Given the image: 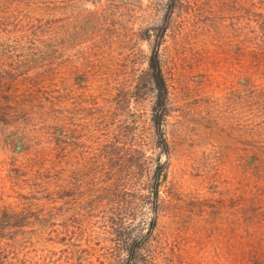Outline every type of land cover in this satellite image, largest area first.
<instances>
[{
    "label": "trees",
    "instance_id": "trees-1",
    "mask_svg": "<svg viewBox=\"0 0 264 264\" xmlns=\"http://www.w3.org/2000/svg\"><path fill=\"white\" fill-rule=\"evenodd\" d=\"M17 3L0 0V7ZM180 3L167 0L162 24L151 29L156 32L154 41L151 35L144 39L152 45L146 70L154 92L151 129L155 147L164 156L170 151L165 130L169 86L161 47ZM251 5L252 9L243 5L241 16V21L252 25L242 28L240 42L238 214L228 219L224 249L215 251L214 257L219 256L223 264H264V0H252ZM22 18L16 22L19 27ZM26 26L32 28L33 36L26 45L43 44L45 25L29 21ZM46 46L48 52L37 48L32 53L48 58L42 72L30 77L29 70H21L27 58L17 61L15 69L0 72V127L23 130L17 137L15 132L7 137L6 144L19 143L21 151H50L47 168L31 153L23 165L0 176V264H93L97 254L106 264H138L157 228L168 166L158 160L149 183H144L148 158L142 153V132L135 119L127 112L123 115L126 105L137 97L119 85L105 87L114 72V60L99 48L91 50L95 59L71 66L77 79L73 90L90 87L87 94L77 96L80 102L73 106L89 125L69 131L64 139L63 102L75 94L69 90L72 82L59 73L63 67L60 50L48 41ZM2 47L0 43V56ZM141 81L129 92L133 94ZM26 82L29 87L22 88ZM31 120L40 121L42 135L37 141L41 144L31 139L29 143L26 137ZM12 194L18 202L6 198ZM40 240L66 248L46 258L37 247Z\"/></svg>",
    "mask_w": 264,
    "mask_h": 264
},
{
    "label": "rangeland",
    "instance_id": "rangeland-1",
    "mask_svg": "<svg viewBox=\"0 0 264 264\" xmlns=\"http://www.w3.org/2000/svg\"><path fill=\"white\" fill-rule=\"evenodd\" d=\"M245 1L248 3L181 0L173 15L161 47L169 86L165 124L168 156L156 149L151 129L154 92L146 70L152 45L144 40L149 35L153 37L156 32L151 29L162 24L167 0H19L15 5L0 7V43L4 50L0 72L2 68L15 69V63L25 58L21 70H29L30 77L42 72L48 58L32 53L37 48L48 52L47 41L62 54L59 73L72 82L69 90L75 94L63 102L64 139L69 131L89 125L73 106L80 102L77 96L87 94L90 87L73 90L77 79L71 66H82V59H95L91 50L99 48L114 60V72L105 87L119 85L128 95L137 97L126 105L128 110L123 115L127 112L135 119L142 132V153L148 158L144 183H149L158 160L168 166L167 180L161 187L157 228L141 251L138 264H223L219 256L214 258L215 251L224 249L228 219H236L238 214L242 155L238 151L240 42L242 28L252 25L251 21H241V16L243 5L253 8L252 0ZM21 17L23 26L19 27L16 22ZM29 21L46 27L44 43L37 48L25 43L33 37L29 33L32 28L26 26ZM138 79L143 81L132 94L129 89ZM25 85L29 87L26 82L22 88ZM39 122L31 120L27 125L29 143L42 135ZM20 130L13 125L0 127V176L23 165L31 153L44 161L43 168L49 166L50 151H21L19 143L6 144L5 139L14 132L17 137L23 131ZM67 152L75 155L80 151ZM15 197L12 194L6 198L16 203ZM50 243L40 240L37 244L46 258L66 248ZM98 257L97 254L93 264H106L105 258Z\"/></svg>",
    "mask_w": 264,
    "mask_h": 264
}]
</instances>
